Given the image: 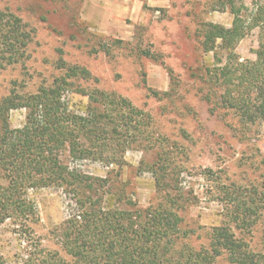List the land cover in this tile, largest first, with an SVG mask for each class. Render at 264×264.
Instances as JSON below:
<instances>
[{
  "label": "rangeland",
  "instance_id": "obj_1",
  "mask_svg": "<svg viewBox=\"0 0 264 264\" xmlns=\"http://www.w3.org/2000/svg\"><path fill=\"white\" fill-rule=\"evenodd\" d=\"M221 1L0 0V10L13 11L35 31L24 66L0 69V99L13 86L34 92L52 82L63 72L61 59L87 67L98 83L83 86L117 93L148 113L156 145L127 150L121 167L89 159L71 165L92 177L109 178L98 192L105 207L119 205V194L147 206L157 198L149 165L168 159L170 178L184 192L178 212L188 241L196 246L207 242L213 227L234 224L222 192L264 207V120L244 124L207 95L211 82L205 71L213 54L203 52L198 31L204 22L231 26L234 16ZM256 47L253 32L236 51L241 59H253ZM66 99L81 112L89 104L78 93L68 92ZM26 115L25 108L12 110L10 126L22 127ZM29 197L37 206V218L28 224L30 234L11 220L0 225V255L6 264L22 262L30 249L28 239L63 253L62 228L78 210L63 187L31 188ZM239 235L254 252L263 251L264 210ZM220 264L231 263L222 257Z\"/></svg>",
  "mask_w": 264,
  "mask_h": 264
},
{
  "label": "trees",
  "instance_id": "obj_2",
  "mask_svg": "<svg viewBox=\"0 0 264 264\" xmlns=\"http://www.w3.org/2000/svg\"><path fill=\"white\" fill-rule=\"evenodd\" d=\"M221 3L234 16L231 26L204 22L198 31L203 52L213 54L205 71L211 82L207 95L233 110L242 123L254 124L264 120V0ZM34 32L13 11L0 10V69L24 66ZM253 32L255 57L241 59L237 45ZM101 50L107 52L104 45ZM59 65L63 72L52 82L34 92L13 86L0 99V225L11 220L30 234L28 224L37 218L31 188L63 187L78 208L62 228L63 253L28 239L30 249L18 264H220L222 257L231 264H264V250L254 252L239 235L252 227L264 207L229 191L222 194L234 224L213 227L207 242L198 246L188 241L178 212L184 192L170 178L168 159L149 165L156 200L140 206L119 194V205L105 207L98 192L109 178L92 177L71 163L89 159L123 166L127 150L156 145L153 120L124 96L84 87L85 82L98 83L87 67L62 59ZM68 92L88 97L85 112L69 105ZM19 108L27 110L25 124L12 128L10 113ZM0 264H6L1 255Z\"/></svg>",
  "mask_w": 264,
  "mask_h": 264
}]
</instances>
